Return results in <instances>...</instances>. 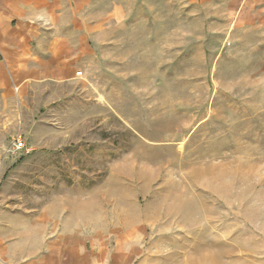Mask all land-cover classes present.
I'll use <instances>...</instances> for the list:
<instances>
[{"label":"rangeland","instance_id":"1","mask_svg":"<svg viewBox=\"0 0 264 264\" xmlns=\"http://www.w3.org/2000/svg\"><path fill=\"white\" fill-rule=\"evenodd\" d=\"M120 2L82 76L1 107L0 212L71 205L134 264H264V2Z\"/></svg>","mask_w":264,"mask_h":264},{"label":"crops","instance_id":"2","mask_svg":"<svg viewBox=\"0 0 264 264\" xmlns=\"http://www.w3.org/2000/svg\"><path fill=\"white\" fill-rule=\"evenodd\" d=\"M120 1L0 0V110L14 97L22 105L32 89L72 81L93 54L91 40L99 27H125ZM70 206L42 204L31 211L36 206L25 205L0 212V224L8 227L0 233V264H134L135 255H143L142 249L122 244L95 247L86 222ZM142 261L137 264H149Z\"/></svg>","mask_w":264,"mask_h":264},{"label":"built area","instance_id":"3","mask_svg":"<svg viewBox=\"0 0 264 264\" xmlns=\"http://www.w3.org/2000/svg\"><path fill=\"white\" fill-rule=\"evenodd\" d=\"M83 71L79 70L76 72V76H82ZM7 152L11 155H17L22 153H29L30 149L27 147L22 136H17L13 139L11 144L7 148Z\"/></svg>","mask_w":264,"mask_h":264}]
</instances>
